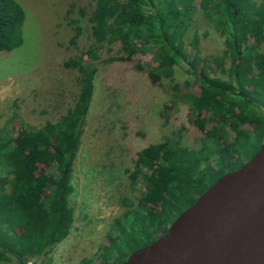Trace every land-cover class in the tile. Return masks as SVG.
<instances>
[{
    "label": "trees",
    "instance_id": "16d2710c",
    "mask_svg": "<svg viewBox=\"0 0 264 264\" xmlns=\"http://www.w3.org/2000/svg\"><path fill=\"white\" fill-rule=\"evenodd\" d=\"M23 18L14 0H0V52L20 46ZM203 19L223 39L221 57L199 54L194 25ZM87 24L92 40L86 55L118 44L117 55L102 59L103 65L117 62L143 72L145 66L132 58L149 54L154 66L146 75L155 87L183 62L198 88L193 95L187 81L184 92L173 85L174 102L165 107H187L189 122L202 134L198 149L164 137L132 161L128 195L120 198L123 209L107 232L108 244L97 252V264H117L163 234L182 210L223 174L239 168L264 140V0H198L196 6L192 0H93ZM189 28L192 38L184 42ZM73 29L71 45L79 36V28ZM81 61L63 64L76 70L79 88L65 114L39 128H17L13 136L0 130V261L26 264L46 255L69 232V181L96 73L92 63ZM37 166L45 169L34 172Z\"/></svg>",
    "mask_w": 264,
    "mask_h": 264
},
{
    "label": "rangeland",
    "instance_id": "374dc122",
    "mask_svg": "<svg viewBox=\"0 0 264 264\" xmlns=\"http://www.w3.org/2000/svg\"><path fill=\"white\" fill-rule=\"evenodd\" d=\"M14 1L24 16L22 42L10 52H0V130L4 128L13 136L17 128H39L45 122L56 121L73 106L79 90L78 73L63 67L65 61L81 57L83 64L90 62L96 68L69 181V232L46 255L26 264H79L82 259L97 264L98 249L108 244L107 232L123 209L120 198L128 195L127 174L135 155L164 137L180 146H200L202 134L189 122L187 107L177 103L174 109H165L174 102L173 85L184 92L183 83L187 81L186 90L193 95L198 94V88L183 62L173 69L171 77H163L160 86L154 87L146 75L147 69L154 66L149 54L132 58L145 66L143 72L122 63H100L117 55L116 43L109 51L102 46L95 54L86 55L92 40L87 17L93 0ZM197 1L192 0V5L196 6ZM73 27L79 28V36L71 45L68 41ZM194 28L199 54L221 57L223 39L209 22L198 20ZM192 34L189 28L184 42ZM223 62L227 67L228 58ZM229 137L233 135L229 133ZM43 169L45 166H37L34 172ZM0 264L16 262L10 258L8 263Z\"/></svg>",
    "mask_w": 264,
    "mask_h": 264
},
{
    "label": "water",
    "instance_id": "95a60500",
    "mask_svg": "<svg viewBox=\"0 0 264 264\" xmlns=\"http://www.w3.org/2000/svg\"><path fill=\"white\" fill-rule=\"evenodd\" d=\"M120 264H264V140Z\"/></svg>",
    "mask_w": 264,
    "mask_h": 264
}]
</instances>
